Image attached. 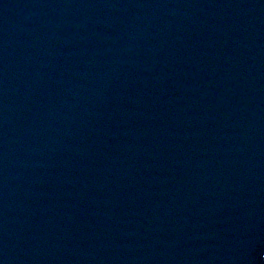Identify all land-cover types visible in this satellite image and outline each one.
<instances>
[{
  "label": "water",
  "instance_id": "95a60500",
  "mask_svg": "<svg viewBox=\"0 0 264 264\" xmlns=\"http://www.w3.org/2000/svg\"><path fill=\"white\" fill-rule=\"evenodd\" d=\"M0 264H264V0H0Z\"/></svg>",
  "mask_w": 264,
  "mask_h": 264
}]
</instances>
